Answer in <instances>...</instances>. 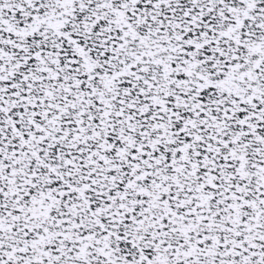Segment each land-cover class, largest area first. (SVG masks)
<instances>
[{
  "label": "snow or ice",
  "instance_id": "6c2138e0",
  "mask_svg": "<svg viewBox=\"0 0 264 264\" xmlns=\"http://www.w3.org/2000/svg\"><path fill=\"white\" fill-rule=\"evenodd\" d=\"M0 264H264V0H0Z\"/></svg>",
  "mask_w": 264,
  "mask_h": 264
}]
</instances>
